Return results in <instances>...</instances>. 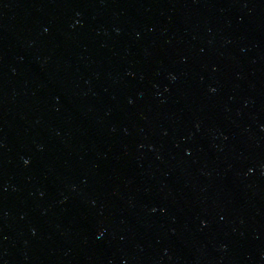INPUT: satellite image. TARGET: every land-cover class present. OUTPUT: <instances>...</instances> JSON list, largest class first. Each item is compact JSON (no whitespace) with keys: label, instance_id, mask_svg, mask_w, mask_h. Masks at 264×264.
<instances>
[{"label":"water","instance_id":"obj_1","mask_svg":"<svg viewBox=\"0 0 264 264\" xmlns=\"http://www.w3.org/2000/svg\"><path fill=\"white\" fill-rule=\"evenodd\" d=\"M0 264H264V0H0Z\"/></svg>","mask_w":264,"mask_h":264}]
</instances>
